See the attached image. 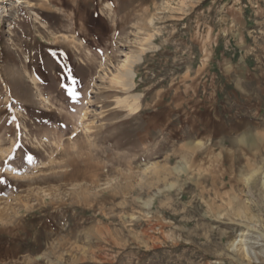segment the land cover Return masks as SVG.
<instances>
[{
	"label": "rangeland",
	"instance_id": "obj_1",
	"mask_svg": "<svg viewBox=\"0 0 264 264\" xmlns=\"http://www.w3.org/2000/svg\"><path fill=\"white\" fill-rule=\"evenodd\" d=\"M0 264H264V0H0Z\"/></svg>",
	"mask_w": 264,
	"mask_h": 264
}]
</instances>
